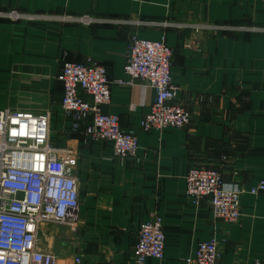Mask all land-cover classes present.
<instances>
[{
  "label": "crops",
  "instance_id": "1",
  "mask_svg": "<svg viewBox=\"0 0 264 264\" xmlns=\"http://www.w3.org/2000/svg\"><path fill=\"white\" fill-rule=\"evenodd\" d=\"M11 10L95 20L83 25L0 17V109L47 115L52 146L77 158L78 223L55 235L57 242L70 240L69 253L85 261L135 264L131 251L140 224L156 214L163 221L164 257L143 264H185L200 242L211 239L219 264L264 260V193H244L241 215L230 224L212 217L207 199L194 206L185 195L191 167L217 169L224 181L245 189L264 179V0H0L1 13ZM193 25L207 29L195 34ZM132 37L164 38L171 47L175 102L190 122L145 133L139 123L154 89L142 94L139 81L111 84L110 102L99 111L117 115L120 128L138 138L139 160L120 162L109 144H85L71 129L57 76L63 62L91 59L111 80L125 79Z\"/></svg>",
  "mask_w": 264,
  "mask_h": 264
},
{
  "label": "built area",
  "instance_id": "2",
  "mask_svg": "<svg viewBox=\"0 0 264 264\" xmlns=\"http://www.w3.org/2000/svg\"><path fill=\"white\" fill-rule=\"evenodd\" d=\"M0 17L13 22L83 25L95 21L88 15L28 14L16 10L0 12ZM204 29L206 25L192 26L195 34ZM194 46L200 48L198 42ZM172 56L164 38L132 37L123 67L125 79L111 80L107 69L91 59L63 62L57 76L62 86L60 106L71 120V129L82 133L85 144H109L120 162L128 158L138 161L137 135L123 131L117 115L99 111L100 106L110 102L111 84L132 86L137 81L142 83V94L147 87L155 93L149 112L139 123L141 131L185 128L190 114L175 102L177 88L170 77ZM76 167L75 154L52 146L47 115L0 109V264H58L57 256L45 248L47 242L39 243L38 234L42 226L77 227L80 202ZM246 192L254 196L264 193V179L245 189L224 181L214 168L191 167L185 176L186 197L194 206L207 199L212 217L224 223L238 221L240 198ZM164 248L163 221L151 215L140 224L132 259L135 264H143L147 258L161 261ZM71 258L73 264H115L85 261L78 255ZM220 259L217 244L211 239L200 242L185 264H219ZM249 264H264V260L254 259Z\"/></svg>",
  "mask_w": 264,
  "mask_h": 264
},
{
  "label": "rangeland",
  "instance_id": "3",
  "mask_svg": "<svg viewBox=\"0 0 264 264\" xmlns=\"http://www.w3.org/2000/svg\"><path fill=\"white\" fill-rule=\"evenodd\" d=\"M67 230L66 227H56V226H42V228L40 229V232L38 234V241L41 245H44L45 242L47 247H45L47 250L51 251V249L49 248V246L53 243V251L56 254L55 256L58 257V264H73L72 263V253H69V249L66 246H69V242L70 240L68 239H64L61 240V242H57L54 238L55 235L57 236H62L64 235V232ZM68 230L72 231L73 228H68ZM76 231V229H75ZM74 232V231H73ZM72 234V233H70ZM52 236V238H51ZM58 245V246H57ZM57 248H56V247ZM44 247V246H43ZM71 247V245H70Z\"/></svg>",
  "mask_w": 264,
  "mask_h": 264
}]
</instances>
